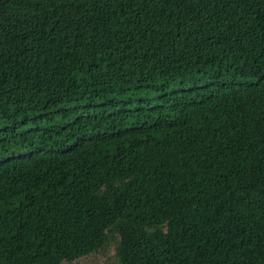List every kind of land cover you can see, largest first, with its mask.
<instances>
[{
  "label": "trees",
  "instance_id": "obj_1",
  "mask_svg": "<svg viewBox=\"0 0 264 264\" xmlns=\"http://www.w3.org/2000/svg\"><path fill=\"white\" fill-rule=\"evenodd\" d=\"M111 244L264 264V0H0V264Z\"/></svg>",
  "mask_w": 264,
  "mask_h": 264
},
{
  "label": "rangeland",
  "instance_id": "obj_2",
  "mask_svg": "<svg viewBox=\"0 0 264 264\" xmlns=\"http://www.w3.org/2000/svg\"><path fill=\"white\" fill-rule=\"evenodd\" d=\"M115 262V245L111 244L105 250L80 258L72 264H115Z\"/></svg>",
  "mask_w": 264,
  "mask_h": 264
},
{
  "label": "water",
  "instance_id": "obj_3",
  "mask_svg": "<svg viewBox=\"0 0 264 264\" xmlns=\"http://www.w3.org/2000/svg\"><path fill=\"white\" fill-rule=\"evenodd\" d=\"M4 2H6V1H4ZM4 2H3V3H4ZM1 4H2V3H1Z\"/></svg>",
  "mask_w": 264,
  "mask_h": 264
}]
</instances>
